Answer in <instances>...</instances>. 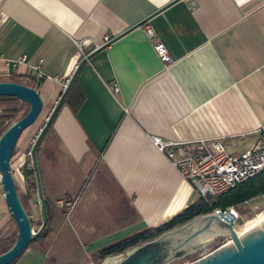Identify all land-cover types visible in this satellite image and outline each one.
Listing matches in <instances>:
<instances>
[{
  "label": "crops",
  "instance_id": "0c3cea01",
  "mask_svg": "<svg viewBox=\"0 0 264 264\" xmlns=\"http://www.w3.org/2000/svg\"><path fill=\"white\" fill-rule=\"evenodd\" d=\"M167 3L0 2V80L38 91L46 116L63 90L57 77H70L85 55L152 15L76 75L83 101L75 112L62 103L37 146L43 197L52 207L49 229L14 264H96L95 252L194 203L195 191L152 136L178 142L177 154L201 139L219 140L232 156L255 143L264 124V0H180L155 13ZM145 26L155 30L153 40ZM155 42L164 44L171 64L161 62ZM33 138L17 142L18 159L10 162L23 193ZM65 201L72 203L68 211L59 205ZM11 223L6 208L0 234Z\"/></svg>",
  "mask_w": 264,
  "mask_h": 264
},
{
  "label": "water",
  "instance_id": "95a60500",
  "mask_svg": "<svg viewBox=\"0 0 264 264\" xmlns=\"http://www.w3.org/2000/svg\"><path fill=\"white\" fill-rule=\"evenodd\" d=\"M178 1L180 0L170 1L155 13ZM151 16L144 18L118 36L105 42L79 61L58 100L46 116L44 124L34 137L30 147V162L34 172L38 199L37 205L41 213L42 223L33 234L30 216L27 214L20 200L10 162L12 152L18 140L22 133L36 121L42 111L43 103L38 91L34 88L19 82L0 80V96L15 97L28 105L27 112L0 133L1 189L5 204L16 228V237L13 243L9 248L0 253V264L13 263L22 254L27 245L36 239L47 225L48 214L39 177L36 148L62 105L70 85L80 68L95 53L104 49L130 29L141 26ZM23 179L25 182L24 171ZM234 222L235 217L231 212L216 214L212 211L202 214L164 231L153 239L127 248L123 252L107 255L98 264H171L198 252H205L213 239L222 237H227L228 241L187 264H264V220L260 225L240 233L236 231Z\"/></svg>",
  "mask_w": 264,
  "mask_h": 264
},
{
  "label": "built area",
  "instance_id": "2783aa9c",
  "mask_svg": "<svg viewBox=\"0 0 264 264\" xmlns=\"http://www.w3.org/2000/svg\"><path fill=\"white\" fill-rule=\"evenodd\" d=\"M1 1L2 0H0V2ZM170 1L172 0H169V2ZM144 33L150 40H153L156 35L155 30L150 26L144 27ZM75 44L77 47L80 46L79 42H75ZM152 47L164 66L172 63V57L167 52L163 43L155 42ZM21 60H24V58ZM32 70L37 78L43 77L38 65L33 66ZM55 80L61 82L62 89H64L69 77H57ZM108 88L111 93H118L119 88L115 83L110 84ZM33 140L34 138L31 140L30 146L25 152V156L30 157V147ZM150 141L177 170L180 177L190 184L196 195L204 198L206 201H212L214 198L233 188L236 184L264 171V124L258 129V137L255 143L235 156L229 155L222 143L217 139L198 140L193 147L192 153L181 154L175 152L176 147L179 145L178 142L164 141L158 136H152ZM29 167H31V163ZM255 199H262L264 201V195L245 201L243 205L249 204ZM59 205L67 211L72 208V203L67 201L59 202ZM213 211L216 214L231 212L235 220L238 217L234 208L224 210L214 209ZM33 233L32 230V234ZM205 254L206 253H201L196 259Z\"/></svg>",
  "mask_w": 264,
  "mask_h": 264
},
{
  "label": "trees",
  "instance_id": "16d2710c",
  "mask_svg": "<svg viewBox=\"0 0 264 264\" xmlns=\"http://www.w3.org/2000/svg\"><path fill=\"white\" fill-rule=\"evenodd\" d=\"M83 98H84V95L80 93V90L77 85L76 77H75V79L70 85V88L63 100V104L65 103L72 109V111L75 112L77 108L80 106L81 102L83 101ZM23 104L27 106L26 109L24 110L22 108ZM27 110H28V105L25 102L15 97L0 96V133H2L12 122L17 120L21 116H23L27 112ZM43 124H44V121L42 122L41 127ZM37 148H36V152H37ZM175 152L177 153V149H175ZM192 152H193V149L186 150V153H192ZM15 153H16V147L14 148L12 152L11 162L14 158ZM30 163H31L30 157L25 156V161L23 163V170L25 172V177H26L25 193H23L22 195H19L24 208H25L24 200H26L29 203L33 201L36 202V197H35L36 196V185H35L33 169L32 167H29ZM15 185H16V188L19 194V188L16 182H15ZM260 195H264V171H261L258 174L236 184L233 188L229 189L228 191L221 194L220 196L214 198L212 201H206L204 198L198 197V199L194 203L187 206L182 212L172 217L167 222L159 226H156L154 228H146L130 236H127L121 240L111 243L108 246L95 252L92 255V257L95 261H98V260L103 259L107 255L123 252L127 248L138 245L147 240L153 239L157 237L159 234L163 233L164 231H167L175 226L181 225L196 216L212 212L214 209L224 210L228 208L239 207L240 205H243L245 201L252 200ZM45 206H46V211L48 214L47 225L42 230V232L39 234V236L33 241H31L27 245V247L32 242L43 239L47 235V232L49 229L50 216L52 213V207H51V204L47 200H45ZM39 218L40 220H39L38 226H40L42 223L41 214L39 215ZM30 220H31V223L33 224L32 218H30ZM15 237H16V230L13 232H10L7 235L4 233L0 234V253L10 247ZM20 256L11 264H14L20 258ZM192 257L193 256H188L184 258V260L190 259Z\"/></svg>",
  "mask_w": 264,
  "mask_h": 264
},
{
  "label": "rangeland",
  "instance_id": "374dc122",
  "mask_svg": "<svg viewBox=\"0 0 264 264\" xmlns=\"http://www.w3.org/2000/svg\"><path fill=\"white\" fill-rule=\"evenodd\" d=\"M26 107L27 106L25 104L22 105L23 110L26 109ZM45 118H46V114H45V112H43V109H42V112L39 115L37 121L31 127L26 129L22 133V136L18 140V143L23 142L28 137L29 138L31 136L35 137L37 135L40 127H41L42 122L45 120ZM18 143H17V145H18ZM17 145H16V153H15L14 158H13V163H15L18 159V146ZM16 184L19 188V195H22L23 190L19 187L18 183H16ZM0 190H2V189L0 188ZM24 203H25V210H26L27 214L30 216V218H32V221H33V224L31 223L32 224V230L35 233L40 227V226H38L39 220H40V218H39V215H40L39 214V207L37 204H32V202L29 203L26 200H24ZM6 208L7 207H6L5 203L1 205V207H0V218L2 217V214L6 213ZM234 210L236 211V213L238 215V217L234 223V227H235L236 231H238V232L246 231L248 228L249 222L252 221L253 219H255V217H257V215L260 214L262 211H264V202L261 200L256 201V202L251 201L249 204H244V205H240L239 207H234ZM15 230H16V228H15L14 223H11L9 225L8 230H6L5 234L7 235L10 232H13ZM227 241H228L227 237L215 238L207 246L205 252H198V253L192 255L193 257L190 259H187V260L182 259L179 261H175L171 264H187V263L193 261L194 259H196L201 253L209 252V251L217 248L218 246L226 243ZM100 261L101 260H98V262L96 264H98Z\"/></svg>",
  "mask_w": 264,
  "mask_h": 264
},
{
  "label": "bare ground",
  "instance_id": "6f19581e",
  "mask_svg": "<svg viewBox=\"0 0 264 264\" xmlns=\"http://www.w3.org/2000/svg\"><path fill=\"white\" fill-rule=\"evenodd\" d=\"M233 213L235 214V212L233 211ZM264 220V211H262L260 214L257 215V217H255V219H253L252 221L249 222L248 224V228L247 230L260 225V223ZM238 232V231H237ZM240 233V232H238Z\"/></svg>",
  "mask_w": 264,
  "mask_h": 264
}]
</instances>
